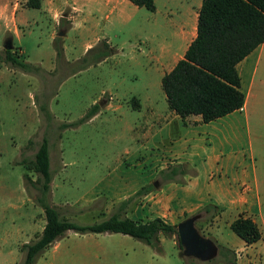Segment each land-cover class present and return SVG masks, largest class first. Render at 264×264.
<instances>
[{
    "label": "rangeland",
    "instance_id": "374dc122",
    "mask_svg": "<svg viewBox=\"0 0 264 264\" xmlns=\"http://www.w3.org/2000/svg\"><path fill=\"white\" fill-rule=\"evenodd\" d=\"M7 1L8 30L0 35V56L11 37L12 53L36 69L24 71L0 60V264H20L22 245L35 240L45 223L35 200L39 175L22 164L33 158L43 137L52 173L49 200L76 223L108 217L123 197L136 191L130 185L157 170L145 160L142 135L148 104L158 114L169 109L161 88L163 70L151 62L166 23L164 0L156 1L155 12L127 0H37V8L29 0ZM56 48L62 56H56ZM41 104L48 106L50 121L40 112ZM94 105L97 113L78 122ZM254 172L264 188V169ZM154 181L152 191L163 183L157 173L147 182ZM151 196L135 197L122 215L154 218ZM211 206L209 212L196 211L200 217L195 221L199 233L217 244L211 261L183 256L177 234H159V245L151 246L121 233L69 230L35 264H264V232L246 250L229 228L233 215ZM165 214L162 219L168 221ZM190 215L179 214L177 223ZM263 220L264 207L257 223ZM219 247L233 254L223 258Z\"/></svg>",
    "mask_w": 264,
    "mask_h": 264
},
{
    "label": "crops",
    "instance_id": "0c3cea01",
    "mask_svg": "<svg viewBox=\"0 0 264 264\" xmlns=\"http://www.w3.org/2000/svg\"><path fill=\"white\" fill-rule=\"evenodd\" d=\"M156 1L152 12L157 11ZM178 1L182 7H176L175 0L163 1L166 34L158 40L151 56V62L163 70L161 75L183 57L196 35L202 0ZM7 7L8 1L0 0L3 36L8 30ZM236 70L244 101L239 109L222 117L203 122L200 115L191 114L182 119L171 109L158 114L148 104L142 135L144 156L157 170L149 171L147 179L133 183L129 189L135 191L151 184L148 179L170 165L184 163L195 171L194 175H185L181 183L164 182L158 176L161 186L144 194H152L155 217L167 213L168 221L163 220L175 224L179 214H194L211 204L233 215L232 220L244 212L257 223L264 207V188L254 174L255 169H264V41L237 63ZM263 223H257L262 237ZM239 245L247 250L254 244L247 246L242 240Z\"/></svg>",
    "mask_w": 264,
    "mask_h": 264
},
{
    "label": "trees",
    "instance_id": "16d2710c",
    "mask_svg": "<svg viewBox=\"0 0 264 264\" xmlns=\"http://www.w3.org/2000/svg\"><path fill=\"white\" fill-rule=\"evenodd\" d=\"M136 7L155 10L154 0H127ZM29 6L37 8V0H29ZM264 41V0H202L198 10L196 35L186 48L183 57L161 77V88L165 94L169 109L184 119L188 115H200L203 122H209L239 109L244 101L240 89V78L236 70L237 63ZM0 60L10 67L24 71L36 70L30 63L21 59L11 50H4ZM56 56H62V50L56 48ZM135 108L139 103L132 99ZM46 120H51L48 106H38ZM98 111L96 105L78 122L88 120ZM64 127L67 124L62 125ZM27 171L37 173L39 195L35 198L42 208L45 223L40 235L33 241L24 243V252L20 264H35L36 258L46 248L65 234L76 233H121L139 239L146 244L158 246L159 234L170 236L177 234V224L165 222L154 217L147 221L135 220L122 215L132 199L144 195L153 189L147 184L130 196L121 200L116 209L106 218L88 224L76 223L63 217L49 200L52 173L50 170L49 144L43 137L31 159L22 161ZM195 171L184 163L170 165L160 170L158 176L164 182H183L185 175H194ZM26 181L32 182L25 175ZM213 206L205 205L209 212ZM229 228L243 240L252 245L262 237L257 223L249 216L239 214ZM177 245L181 248L177 236ZM219 254L227 258L233 254L229 248L219 247Z\"/></svg>",
    "mask_w": 264,
    "mask_h": 264
},
{
    "label": "water",
    "instance_id": "95a60500",
    "mask_svg": "<svg viewBox=\"0 0 264 264\" xmlns=\"http://www.w3.org/2000/svg\"><path fill=\"white\" fill-rule=\"evenodd\" d=\"M61 32L58 33L60 35ZM13 39L7 38L2 46L6 50L13 47ZM156 186V182L153 183ZM200 217L199 213L192 214L177 223V236L182 248V255L200 261H211L218 254L217 244L209 237L203 236L195 227V221Z\"/></svg>",
    "mask_w": 264,
    "mask_h": 264
},
{
    "label": "clouds",
    "instance_id": "9594fccd",
    "mask_svg": "<svg viewBox=\"0 0 264 264\" xmlns=\"http://www.w3.org/2000/svg\"><path fill=\"white\" fill-rule=\"evenodd\" d=\"M57 22H58V17H57ZM77 27H79V25H77Z\"/></svg>",
    "mask_w": 264,
    "mask_h": 264
}]
</instances>
